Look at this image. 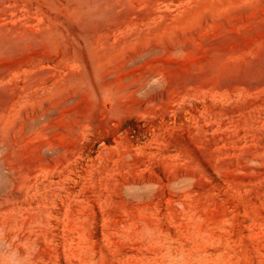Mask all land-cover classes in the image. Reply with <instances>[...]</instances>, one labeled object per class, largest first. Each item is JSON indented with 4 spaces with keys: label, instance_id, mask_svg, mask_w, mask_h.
<instances>
[{
    "label": "rangeland",
    "instance_id": "1",
    "mask_svg": "<svg viewBox=\"0 0 264 264\" xmlns=\"http://www.w3.org/2000/svg\"><path fill=\"white\" fill-rule=\"evenodd\" d=\"M0 264H264V0H0Z\"/></svg>",
    "mask_w": 264,
    "mask_h": 264
}]
</instances>
